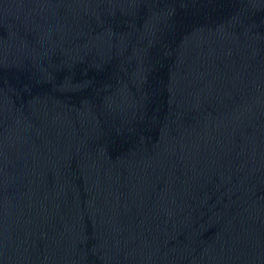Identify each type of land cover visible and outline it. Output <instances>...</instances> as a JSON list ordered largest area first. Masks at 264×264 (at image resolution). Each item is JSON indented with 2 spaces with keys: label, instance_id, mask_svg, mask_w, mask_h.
Masks as SVG:
<instances>
[{
  "label": "water",
  "instance_id": "obj_1",
  "mask_svg": "<svg viewBox=\"0 0 264 264\" xmlns=\"http://www.w3.org/2000/svg\"><path fill=\"white\" fill-rule=\"evenodd\" d=\"M0 264H264V0H0Z\"/></svg>",
  "mask_w": 264,
  "mask_h": 264
}]
</instances>
